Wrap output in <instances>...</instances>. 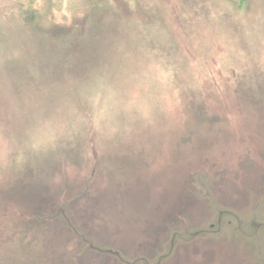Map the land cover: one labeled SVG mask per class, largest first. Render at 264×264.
Instances as JSON below:
<instances>
[{
    "label": "rangeland",
    "instance_id": "rangeland-1",
    "mask_svg": "<svg viewBox=\"0 0 264 264\" xmlns=\"http://www.w3.org/2000/svg\"><path fill=\"white\" fill-rule=\"evenodd\" d=\"M218 210L162 264H264V0H0V264H154Z\"/></svg>",
    "mask_w": 264,
    "mask_h": 264
},
{
    "label": "water",
    "instance_id": "water-1",
    "mask_svg": "<svg viewBox=\"0 0 264 264\" xmlns=\"http://www.w3.org/2000/svg\"><path fill=\"white\" fill-rule=\"evenodd\" d=\"M225 212L226 211H224V210H218V213H217L218 217H219L218 222H217L218 225L217 224H211L210 229H212V230H209L207 228L206 229H199V230H192L185 235V238L182 237L183 234H173V236H172V238H171V240L167 246L166 252L160 258H158L154 264H162V262L164 260L171 257V255L174 252L177 244L179 243V239L189 242V241L194 240L198 237H205V236L212 235V234H218L220 231H222V223H223L222 219H223ZM256 216L257 215H255L254 217H256ZM234 222L233 221H231V223L228 222L231 224V226H234L233 232H238V234H240V235L242 234V236H243V234H244L243 228H242L243 221H241V219H239V220L236 219V221H234ZM254 225H256L255 219L252 220V225L250 224V228L253 230L251 237H253V235H255V236L257 235L255 232H257L259 230H264V228H261V227L254 228ZM253 238H255V237H253ZM263 240H264V234H263Z\"/></svg>",
    "mask_w": 264,
    "mask_h": 264
},
{
    "label": "bare ground",
    "instance_id": "bare-ground-1",
    "mask_svg": "<svg viewBox=\"0 0 264 264\" xmlns=\"http://www.w3.org/2000/svg\"><path fill=\"white\" fill-rule=\"evenodd\" d=\"M264 244V243H263Z\"/></svg>",
    "mask_w": 264,
    "mask_h": 264
}]
</instances>
